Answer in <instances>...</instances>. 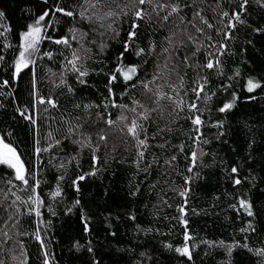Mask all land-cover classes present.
<instances>
[{
    "label": "snow or ice",
    "instance_id": "obj_1",
    "mask_svg": "<svg viewBox=\"0 0 264 264\" xmlns=\"http://www.w3.org/2000/svg\"><path fill=\"white\" fill-rule=\"evenodd\" d=\"M203 2V0H202ZM44 5L38 14H33L32 22L25 26V30L19 33V43L15 45L16 54L9 64L5 55L0 54V71L7 72L8 78L0 80V97L9 99L14 96L10 91L11 82H19L22 79V73L30 69V96L34 99L33 107L44 106L43 111L49 112L50 109L57 111L62 107L60 100L55 92L45 97L41 96L37 89L36 68L38 62L45 59L48 61L59 57L62 63L58 62L61 71L54 72L52 68L47 69L49 81L53 89H64L65 94L75 97L79 89L89 86L88 77L95 73L103 74L106 77L105 90L107 95L103 98V103H75L73 108L80 113H90L93 109H99L96 116L77 114L73 116L72 112L64 106V112L61 115L60 123L66 126L65 132L60 138L53 134V131L47 133V147H40L38 138L37 118H34L29 108L16 107L19 116L28 121L34 127L37 135L34 139V154L39 160L41 152L48 153L53 148L67 149L68 145L64 141H69L72 145L78 146L79 151L76 156H67L61 160L58 157H50L48 164L59 171L55 177L56 183L48 196H44L41 184H47L39 178V167H26L25 160L22 159V153L18 147L13 145L11 140L12 133H0V166L11 170L14 180L20 182L19 191L27 193L24 198L13 188H17L13 179L5 180L9 186L11 196L15 197L8 205L12 211L4 210L5 219L0 220V264H28L27 251L24 244L14 237L28 235L19 231L20 220L23 215L35 216L37 226L34 230L35 240L43 250V264H53L50 253L46 249L45 241L41 235L42 209L47 207L51 215H55V209L52 206L56 203H62L65 195L64 182L68 176V165L77 161L78 157L85 149L90 152L89 163L90 170L81 172L68 181V186L74 188L79 193L80 184L89 177H95L102 170V165L106 166L110 162L125 163V159L117 160V144H113L107 157L100 155L101 147H107L110 139L108 132L103 129L116 128L123 137V144L129 145L132 150L133 158L131 165L136 169V174L143 173L150 177L153 171L164 169V175L167 170H174L177 167L178 154L185 152V144L172 146L178 150L176 154H167L169 142L165 139L166 133L173 131L171 125L183 118L190 122L191 129L188 140L191 144L190 166L186 168L187 173H193L198 167H203V158L209 153L205 152L201 145H208L212 138L221 140L225 137V120L219 119L215 123L207 124L204 118L205 112L210 111L209 102L219 92H227L231 88V83L223 84L217 91H212L209 84L212 78H226L229 81L240 78L242 73L239 68L228 76L225 71V61L227 57L235 55L234 50L229 46V42L234 40L235 31L238 25L247 24V13L250 0H227L229 10H225L224 0H214V3H208L207 7L213 12L215 22H212L206 15L205 9L199 7L196 0L188 3L187 0H71L66 3L65 0H41ZM255 4L264 9V0H255ZM185 9L188 11L185 12ZM6 20L5 13L0 11V21ZM127 24V28L124 25ZM142 25L152 28L150 38L146 44H142L138 39V32ZM0 37H4L3 48L0 52L13 48L8 39L7 33L12 31L11 27L0 23ZM66 29V32L64 31ZM159 30L163 32L162 36L155 34ZM257 34H264V26L252 28ZM53 32H59L58 36L52 35ZM123 32V35H122ZM213 33L220 37L214 39ZM109 41L118 42L120 51L115 57V63L107 68L101 67L99 71L92 69L90 71L89 61H94L93 48H97L101 53L107 51L110 47ZM45 42L50 45L60 46L57 51L45 50ZM251 43V41H249ZM75 45V46H74ZM135 57L138 62H131L128 57ZM140 58H143L142 60ZM203 58V59H201ZM149 66L151 73H149ZM191 73V75H190ZM191 80L189 87L188 81ZM71 81V82H70ZM247 93H255L257 89L264 92V77L257 79L248 76L245 82ZM119 89V93H117ZM207 89V91H206ZM132 93V95H129ZM191 93L192 99H186ZM249 101L256 99V96H249ZM240 97L235 93H229L222 106L217 111L221 114H227L235 109ZM3 100H0V108H4ZM111 109H117L115 118L112 117ZM38 113V109H37ZM55 120V117H52ZM210 120V116L207 118ZM75 121V122H73ZM164 126L161 127L160 123ZM155 124L156 132L149 135L148 128ZM51 127V125H49ZM215 128L217 131L214 137L206 136L203 129ZM58 132L59 129H56ZM95 134V140H94ZM227 143V141H223ZM255 141L253 140V143ZM192 145L196 147L193 148ZM252 147L251 144L248 146ZM163 149L157 155V151ZM129 148L125 147V151ZM73 151H76L74 148ZM32 154H29L31 156ZM56 161L54 164L53 161ZM160 175V172H157ZM177 175H180L177 172ZM234 185H241L243 180L249 179L239 176V165L232 166L229 171ZM200 174L197 171L195 175H184L183 184L179 189L175 187L172 191H177L183 199V203L177 206L176 211L180 214L177 219L183 225L185 231L182 246H174L168 243L165 247L177 253L180 257H186L192 261L193 255L189 242L193 237L188 232V213L186 207L189 194L192 191V184L195 179H199ZM2 179V177H0ZM255 177H251L250 182L254 186ZM167 182V181H166ZM159 180L150 182L149 188L155 190ZM51 188V185H49ZM141 191V186L137 183L134 190L130 191L131 196H136ZM5 194V200H7ZM51 203H48V199ZM218 199V197H217ZM161 203L167 204L161 197ZM81 205V201L76 199L68 212L72 208ZM21 206L26 210L21 211ZM171 207V205H168ZM233 210H243L247 217L255 218L256 212L253 209V203L250 198L241 197L237 203L230 205ZM193 214L195 209H192ZM84 222V231L90 232V218L82 213ZM128 219L136 220L135 213H130ZM47 226H51V221H47ZM111 227V225H109ZM153 229H143L137 225V233L144 232L145 235L152 232ZM241 232L257 233L254 223L250 220L246 227L240 229ZM112 236L116 232H111ZM247 239V238H245ZM201 243L209 248L224 249L229 258L232 257L234 250L244 249L255 258L253 264H264V240L261 246H250L249 243L234 241L226 244L224 241L202 240ZM73 247L77 252L85 249L92 255L91 264H102L100 259L96 258V253L92 247V241L88 240L86 244H80L77 241ZM17 249L19 254L17 255ZM119 251H125L119 249ZM132 252L134 249H128ZM207 254V253H206ZM141 260L134 261V264H144V259L151 261V255L145 251L141 252ZM231 264V260L228 261Z\"/></svg>",
    "mask_w": 264,
    "mask_h": 264
},
{
    "label": "trees",
    "instance_id": "obj_2",
    "mask_svg": "<svg viewBox=\"0 0 264 264\" xmlns=\"http://www.w3.org/2000/svg\"><path fill=\"white\" fill-rule=\"evenodd\" d=\"M51 2V0H50ZM71 3V0H65ZM192 3V0H187ZM239 0H236L238 3ZM199 7L205 9V15L215 22L213 12L207 7L208 3H214V0H196ZM44 5L41 0H0V11L5 13L6 20L0 21L11 27L12 31L7 33L8 41L14 45L6 51L0 52L5 55L6 61L10 64L13 56L16 54V47L19 43V33L25 30V26L31 23L33 14H38ZM225 10H229L227 0H224ZM188 10L185 9V12ZM247 24L238 25L235 31L234 40L229 42V46L234 50L235 55L227 57L225 61V71L228 76L233 74L237 68L241 70V77L229 81L226 78H212L209 88L217 91L222 84L231 83V88L227 92L217 91V95L209 102L210 111L205 112L204 118L207 124L215 123L219 119L225 120V137L216 140L215 128L205 127L203 131L206 136L212 138L208 145H201L203 150L209 155L203 158V167L193 170V173H187L186 168L190 166L188 157L190 149L188 147L191 141L188 140L191 124L183 118L172 124L173 131L165 134V139L169 142L167 154H176L178 150L172 146L185 144V152L178 154L177 167L174 170H167L164 175V169L153 171L150 177L143 173L137 175L136 169L131 165L133 152L129 145H124L121 133L116 129H103L108 132L109 141L107 147H101L100 155L104 158L111 151L113 144L118 145L116 152L117 160L125 159L126 162H110L106 166H101L102 170L95 177H89L80 184L81 191L77 193L74 188L68 186V181L81 172L90 170L89 157L90 152L85 149L78 157L80 167H77V161L68 165V176L64 182L65 195L62 203H56L52 206L55 209V215H51L47 207L42 209L41 235L45 241L46 249L53 259V264H91L92 255L85 249L77 252L73 245L79 241L80 244H86L88 240L92 241V247L96 253V258L102 261V264H134V261L141 260V252L147 251L152 259L144 264H253L255 260L251 254L244 249H236L231 258H229L220 248H209L201 243L202 240L224 241L231 244L234 241L241 243L247 242L250 246L259 247L264 240V92L259 89L255 93H247L245 82L247 77L253 76L257 79L264 77V34H257L252 28L264 26V9H260L255 0H250L249 8L245 13ZM127 28V24L124 25ZM3 31V29H0ZM66 32V29H64ZM152 33V28L142 25L138 32V39L142 44H146ZM157 37L162 36L163 32L157 30ZM52 35L58 36L59 32H53ZM123 35V32H122ZM214 39L220 37L213 33ZM251 41V43H249ZM4 37H0V49L3 48ZM110 47L106 52L101 53L97 48H93L94 61H89L90 71L95 69L99 71L101 67H111L115 63V57L120 49L118 42L109 41ZM75 46V45H74ZM60 46L50 45L45 42V50L57 51ZM141 60L143 58H140ZM203 59V58H201ZM131 62H138L135 57L129 56ZM58 62L62 63L59 57L52 61L45 59L38 62L36 68L37 89L41 96H49L55 92L60 100L62 107L59 111L50 109L49 112L43 111L44 106L33 107L34 99L30 96V69L22 73V79L19 82L12 81L9 89L14 96L9 99L0 97L4 101L5 107L0 108V133H12L11 140L18 151L22 153V159L25 160L26 167H39V178L48 183H42L41 189L44 196L55 187V177L59 171L48 164L50 157H58L61 160L67 156H76L79 151L78 146L72 145L69 141H64L68 145L67 149L53 148L50 152H41L39 160L34 153V139L37 135L33 126L28 121L22 119L16 112V107L29 108L34 118H37L38 138L40 147H47V133L53 131V134L60 138L65 132L66 126L61 124L60 118L64 112V106L72 112L73 116L87 115L95 117L99 109H93L90 113H80L73 108L75 103L101 104L103 98L107 95L105 90L106 77L103 74L93 73L88 77L89 86L79 89L75 97L66 95L64 89H53L47 73L48 68L54 72L61 71ZM149 66V73H151ZM191 75V73H190ZM7 72L0 71V80L7 79ZM71 82V81H70ZM189 87L191 80L188 81ZM119 93V89L116 90ZM207 91V89H206ZM235 92L240 100L237 101L235 109L227 114H221L217 111L222 106L229 93ZM132 95V93H129ZM249 96H256V99L249 101ZM186 99H192L191 93ZM38 109V113H37ZM112 117L115 118L118 110L111 109ZM210 116V120L207 118ZM52 117L56 119L53 120ZM75 122V121H73ZM160 123L163 127L164 123ZM51 125V127H49ZM56 129H59L57 132ZM149 135L156 132V125L148 128ZM95 140V134H94ZM227 141L224 143L223 141ZM253 140L255 141L253 143ZM249 144L252 145L249 148ZM125 147L129 150L125 151ZM195 148V145H192ZM76 151H73V149ZM164 152L163 149L157 151V155ZM29 154H32L29 156ZM55 164L56 161L54 160ZM239 165V176L249 179L243 180L239 186L232 183L229 175L232 166ZM199 172L200 178L195 179L192 184V191L189 194L186 211L188 213V232L193 237L189 242L193 259L188 261L186 257H180L174 251L168 250L165 245L172 243L174 246H182L184 227L174 217L180 214L176 211L177 206L183 203V199L177 191H172L175 187L179 189L183 184L184 175H195ZM157 172L161 174L158 175ZM177 172L180 175H177ZM0 220L5 219L4 210L12 211L8 208L15 197L11 196L9 186L5 180L13 179L18 185L12 191L26 198L27 193L20 192V182L15 181L12 171L0 166ZM251 177H255L254 186L250 182ZM159 180L155 190L149 188L150 182ZM167 181V182H166ZM139 183L141 191L136 196H131L130 191L134 190L135 185ZM51 185V188L49 187ZM7 194V200H5ZM161 197L167 201V204L161 203ZM218 197V199H217ZM241 197L250 198L253 203V209L256 212L255 218L247 217L243 210H233L230 205L237 203ZM76 199L81 201V205L67 211ZM48 203H51L49 198ZM168 205H171L169 207ZM192 209H195L193 214ZM21 211L26 210L21 206ZM82 213L90 218V232L84 231V222ZM130 213H135L136 220L128 219ZM37 219L34 215H23L20 220L19 231L28 233L14 237L20 240L27 251L28 264H43V250L33 235L37 226ZM51 221V226H47V221ZM252 221L257 229V233L241 232L242 227H246L249 221ZM111 225V227H109ZM137 225L140 228L153 229L152 232L145 235L144 232L137 233ZM2 227V225H0ZM111 232H116L115 236ZM247 238V239H245ZM124 249L125 251H119ZM128 249H134L129 252ZM207 253V254H206ZM16 254H19L17 249ZM10 264L12 262L10 261Z\"/></svg>",
    "mask_w": 264,
    "mask_h": 264
}]
</instances>
